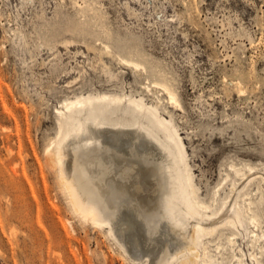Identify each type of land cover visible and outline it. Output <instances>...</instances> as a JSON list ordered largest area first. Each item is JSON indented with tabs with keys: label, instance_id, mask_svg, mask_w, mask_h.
I'll return each instance as SVG.
<instances>
[{
	"label": "rangeland",
	"instance_id": "rangeland-1",
	"mask_svg": "<svg viewBox=\"0 0 264 264\" xmlns=\"http://www.w3.org/2000/svg\"><path fill=\"white\" fill-rule=\"evenodd\" d=\"M117 56L141 67L133 72ZM103 94L143 96L178 138L197 196H225L232 169L264 172V0H0V264H134L103 230L75 217L43 153L65 100ZM120 133L118 146H102L129 155L120 153V175L105 173L107 194L115 191L108 211L134 215L149 232L162 213L158 178L139 142ZM112 175L122 176L123 190ZM257 177L246 198L264 203ZM235 230L224 229L222 242L204 239L211 264H237L224 244L231 234L242 264H254L253 254L264 264V251ZM250 230L264 234V206L260 231Z\"/></svg>",
	"mask_w": 264,
	"mask_h": 264
},
{
	"label": "bare ground",
	"instance_id": "bare-ground-1",
	"mask_svg": "<svg viewBox=\"0 0 264 264\" xmlns=\"http://www.w3.org/2000/svg\"><path fill=\"white\" fill-rule=\"evenodd\" d=\"M105 48L110 54L109 47L105 46ZM117 61L124 66L132 67L133 72L141 67L138 63L121 56H117ZM154 87H162L167 102L171 104L170 107L181 108L177 96L168 87L159 84H154ZM144 89L153 94L152 89L147 85ZM155 96L160 102L158 95ZM143 101V96H138L136 100L106 94L94 97L79 96L65 100L61 109L55 111L59 131L43 153L47 158L49 170L52 172L54 169L57 174V185L75 217L83 221L82 224L90 223L103 230L104 235L113 242L117 250L134 264H211L213 256L208 247L209 239L206 242L204 239L216 236L215 240L219 241L223 230L227 228L241 229L242 233H239L248 238L250 247L257 248L260 252L264 251L262 243L264 234L250 230L252 227L260 231L263 198L251 201L246 198L248 193H245L248 185L250 183L252 185L257 176V180L264 183V172L256 171L251 167H246L244 170L232 169L233 175H230L232 179L226 187L228 193L221 196L219 193L223 192L215 190L210 202H204L197 196L178 138L155 113L143 105ZM122 131L128 132L133 140L139 142L140 150L144 152L141 154L151 163L152 170L158 178L157 192L162 198V213L158 217L160 224L149 232L145 231L139 220L127 211L118 217H111L108 211L109 201L106 199L110 200L111 195L107 193L112 192L113 188L110 187L113 185L106 181L105 176L108 175L109 169L112 173L116 172L115 176L120 173V156L126 152L117 148L116 141H120ZM111 139L115 140L116 149L106 151L102 146L106 140ZM126 155L129 156L128 153ZM113 163L117 164L116 168ZM130 164L131 162L126 167L128 171L132 169L128 168ZM134 169L137 170L136 166ZM133 170H131L132 174H128L125 170L124 172L134 180L140 181L139 178H135L136 173H139L137 176L141 178L140 172L134 170L135 173L132 172ZM115 176H113L114 180H116ZM121 177H117L115 187L122 185L118 181ZM228 178L229 175H226L224 181ZM127 189L124 191L127 192ZM114 192L113 190L111 198H114ZM121 196L122 194L119 197ZM119 199L122 200V197ZM235 237V234H231L227 239L225 238L226 243H223L232 251L231 260L235 259L237 264H242V256L233 254ZM220 246L221 244H217L216 250ZM240 252L239 255L243 253ZM251 258L254 259V264H263L254 254ZM223 261L221 264L232 263Z\"/></svg>",
	"mask_w": 264,
	"mask_h": 264
}]
</instances>
